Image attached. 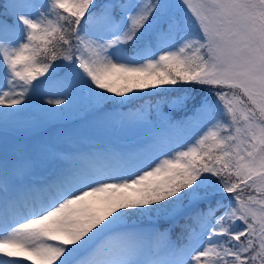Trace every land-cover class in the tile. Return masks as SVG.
<instances>
[{"label": "snow or ice", "instance_id": "1", "mask_svg": "<svg viewBox=\"0 0 264 264\" xmlns=\"http://www.w3.org/2000/svg\"><path fill=\"white\" fill-rule=\"evenodd\" d=\"M37 99L152 135L132 151L0 146V264H264V0H5L0 127Z\"/></svg>", "mask_w": 264, "mask_h": 264}, {"label": "rangeland", "instance_id": "2", "mask_svg": "<svg viewBox=\"0 0 264 264\" xmlns=\"http://www.w3.org/2000/svg\"><path fill=\"white\" fill-rule=\"evenodd\" d=\"M35 2L42 4L45 0H35ZM169 2L178 3V0H169ZM47 91H51V89L46 87L39 94L45 100L49 97L43 95V92ZM118 98L122 99L121 97ZM81 106L78 102L70 111L50 113L40 107V101L37 99L18 118L21 122L20 126L9 125L7 128L0 127V146L4 143H7L9 147L46 144L51 148H60L61 151L57 153L75 154L79 152L107 151L110 149L132 151L144 148L146 143H150L149 137L152 133L148 130L119 132L113 131L111 128L96 127L90 121L81 118ZM51 107L63 108L62 105ZM121 111L127 112L129 110L121 108ZM203 130L201 127H195L186 130L178 136L173 135L164 151L173 154L174 151L180 150V145L191 143L202 134ZM147 156L149 162L154 160L158 162V159L164 158L159 153H148Z\"/></svg>", "mask_w": 264, "mask_h": 264}, {"label": "trees", "instance_id": "3", "mask_svg": "<svg viewBox=\"0 0 264 264\" xmlns=\"http://www.w3.org/2000/svg\"><path fill=\"white\" fill-rule=\"evenodd\" d=\"M3 2H4V0H0V4H2ZM103 2H104V0H96L97 4H102ZM170 3H173V2H170ZM61 47H64V46L62 45ZM55 62L62 63L63 61L57 60ZM179 87H180L179 85H177V86L167 85V86H163L161 89L149 88V89L139 90L141 92V95L139 97L134 98V102L131 104H127L126 107L135 108L136 106L141 105V104H145L146 102L156 101V100L160 99L161 96L175 95V94H177L175 90L178 89ZM203 88L206 90L207 86H203ZM200 89H201V86H197L196 91L199 92ZM157 92H159L160 95H155V93H157ZM109 95H111V94H109ZM173 113L177 119L183 118L184 114L182 112H173ZM179 231H180L179 228H177V229H175L173 234L177 235L179 233Z\"/></svg>", "mask_w": 264, "mask_h": 264}, {"label": "bare ground", "instance_id": "4", "mask_svg": "<svg viewBox=\"0 0 264 264\" xmlns=\"http://www.w3.org/2000/svg\"><path fill=\"white\" fill-rule=\"evenodd\" d=\"M52 149L56 152H60L61 149L60 148H56V147H52ZM26 264H31V262H26Z\"/></svg>", "mask_w": 264, "mask_h": 264}]
</instances>
